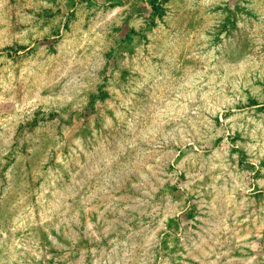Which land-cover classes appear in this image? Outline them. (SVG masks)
<instances>
[{"label": "rangeland", "instance_id": "1", "mask_svg": "<svg viewBox=\"0 0 264 264\" xmlns=\"http://www.w3.org/2000/svg\"><path fill=\"white\" fill-rule=\"evenodd\" d=\"M0 264H264V0H0Z\"/></svg>", "mask_w": 264, "mask_h": 264}]
</instances>
